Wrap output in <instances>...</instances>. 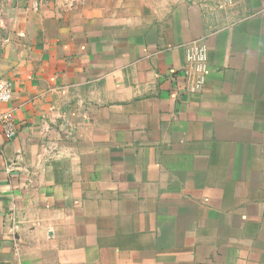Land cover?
<instances>
[{
    "label": "crops",
    "instance_id": "crops-1",
    "mask_svg": "<svg viewBox=\"0 0 264 264\" xmlns=\"http://www.w3.org/2000/svg\"><path fill=\"white\" fill-rule=\"evenodd\" d=\"M0 77V264H264V0H0Z\"/></svg>",
    "mask_w": 264,
    "mask_h": 264
},
{
    "label": "built area",
    "instance_id": "built-area-1",
    "mask_svg": "<svg viewBox=\"0 0 264 264\" xmlns=\"http://www.w3.org/2000/svg\"><path fill=\"white\" fill-rule=\"evenodd\" d=\"M227 5H232L236 0H223ZM187 67L185 75L193 78L191 90L199 92L203 89L208 75V46L199 41H193L186 46ZM15 89L11 79L0 77V104H10L14 98ZM0 125L8 140L13 139L18 133V124L15 118V109L10 108L0 115Z\"/></svg>",
    "mask_w": 264,
    "mask_h": 264
}]
</instances>
